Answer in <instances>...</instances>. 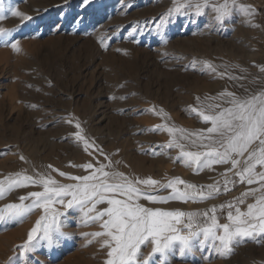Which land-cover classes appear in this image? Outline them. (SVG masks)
Masks as SVG:
<instances>
[{
	"label": "rangeland",
	"instance_id": "rangeland-1",
	"mask_svg": "<svg viewBox=\"0 0 264 264\" xmlns=\"http://www.w3.org/2000/svg\"><path fill=\"white\" fill-rule=\"evenodd\" d=\"M238 3L250 5L254 14L235 11L219 25L209 8L199 18L180 16L158 30L160 14L172 6V0H2L0 27H20L13 34L19 50L0 45V179L17 172L29 176L47 172L59 183H74L59 172L87 175L88 170L71 165L110 164L105 171L128 178L166 183L179 177L197 186L190 191L200 186L207 191L210 184L220 188L204 200L153 204L142 198L145 207L211 215L215 206L220 223L227 222L229 202L246 210L261 194L244 197L243 204L237 201L250 188L259 189L258 178L249 185L235 175L246 166L247 153L235 157L240 160L235 169L229 161L197 170L179 158V148L166 147L173 138L166 130H153L161 124L189 132L210 127L191 111L196 97H217L209 102L228 107V97L220 99L218 94L264 93V0ZM12 10L32 19L23 22ZM204 61L217 71L205 69ZM77 121L82 135L94 145L91 155L72 135L78 130ZM179 142L185 150H205L187 140ZM256 146L258 142L250 150ZM256 171L264 168L257 165ZM225 179L232 181L228 191H224ZM38 190L40 186L31 185L16 189L0 199V207ZM41 214L37 209L22 222H0V264H25V259L26 264H105L104 238L82 235L103 229L98 222L84 223L78 210L66 214L67 236L53 247L40 246L21 257L18 246ZM142 251L146 256L151 245L142 246ZM169 259L170 264H264V237L242 242L227 256L206 246Z\"/></svg>",
	"mask_w": 264,
	"mask_h": 264
},
{
	"label": "snow or ice",
	"instance_id": "snow-or-ice-1",
	"mask_svg": "<svg viewBox=\"0 0 264 264\" xmlns=\"http://www.w3.org/2000/svg\"><path fill=\"white\" fill-rule=\"evenodd\" d=\"M85 3L88 0H84ZM211 9L215 15L213 20L223 25L235 11L248 16L254 14L250 5L238 3V0H172V6L160 14L157 29L164 28L174 18L193 16L199 18ZM2 11V0H0ZM12 15L19 16L23 22L32 17L12 10ZM0 19H3L0 16ZM255 26V25H254ZM17 28L5 29L0 27V45L18 49V40L13 39ZM204 68L216 72V67L209 61H204ZM203 70V69H202ZM264 71V68H261ZM221 72L219 75L223 76ZM233 78V77H230ZM229 106L211 103L217 97H196V105L190 106L191 111L203 122H210L211 126L196 132L170 127L166 124L156 126L153 130H166L173 138L167 142V148H179V158L186 166H195L197 170L212 168L213 165H224L231 162L235 169L242 157L247 153L245 167L236 171L235 175L249 185L260 181L259 189L250 188L237 198L239 204L244 203V197L256 196L254 203L247 205L246 210L227 204V222L220 223L216 215V207L209 212H184L182 210H165L160 207H145L141 199L153 204L167 203L169 200H204L211 198L220 191L217 184L200 186L180 179L179 177L161 183L152 178H128L123 173L105 171L109 165L94 162L71 165L88 170L87 175L72 176L66 172H59L62 177L74 183H59L47 172L36 173L33 176L17 172L0 179V199L16 189L28 186H40L42 190L29 191L18 197L19 202H12L0 207V222H22L34 210H42L34 225L28 231L27 239L19 245L21 257L26 258L29 253L40 246L53 247L59 238L68 234L63 231L66 214L69 210H78L82 214L84 223H100L102 231L83 233L85 236L103 237L101 247H107L105 264H170L169 257L178 254L181 258L196 250L210 247L220 255L227 256L233 249L246 240H257L264 237V171L257 172L256 166L264 168V93L251 97H237L234 93L222 92L218 98L224 99ZM72 123V119L68 120ZM77 131L72 133L76 141H82L84 150L89 152L94 147L82 135L83 129L77 121ZM176 133H180L176 139ZM180 140H187L191 145L205 150H185V144ZM255 142L258 146L253 147ZM96 152L104 155L103 150L96 147ZM23 159V157H21ZM51 168V166H48ZM54 171H59L53 169ZM226 171H231L227 169ZM225 179L224 191H228ZM186 185L184 189L178 185ZM171 189L167 195L158 192ZM27 201V202H26ZM105 207L97 208L98 205ZM59 205L60 207H57ZM224 208L225 205H221ZM234 208V211H233ZM203 217V220H199ZM186 218V222H185ZM91 242V241H89ZM151 245V251L145 256L142 246ZM26 264V259H25Z\"/></svg>",
	"mask_w": 264,
	"mask_h": 264
},
{
	"label": "bare ground",
	"instance_id": "bare-ground-1",
	"mask_svg": "<svg viewBox=\"0 0 264 264\" xmlns=\"http://www.w3.org/2000/svg\"><path fill=\"white\" fill-rule=\"evenodd\" d=\"M231 76V75H230ZM219 100V99H218ZM170 180V179H169Z\"/></svg>",
	"mask_w": 264,
	"mask_h": 264
}]
</instances>
